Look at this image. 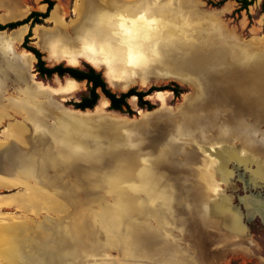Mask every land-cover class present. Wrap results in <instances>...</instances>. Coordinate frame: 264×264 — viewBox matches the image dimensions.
I'll return each instance as SVG.
<instances>
[{"label": "rangeland", "instance_id": "1", "mask_svg": "<svg viewBox=\"0 0 264 264\" xmlns=\"http://www.w3.org/2000/svg\"><path fill=\"white\" fill-rule=\"evenodd\" d=\"M41 1L26 0L30 5ZM60 1L69 6L73 0ZM126 1L121 8L119 0L106 1L112 3L115 9H126L129 18L124 19L122 24L126 28L141 23H136L130 17L134 9H164L163 12L170 13L177 23L191 26L189 31L186 29L187 35L184 37L172 39L167 35L165 40L154 39L147 43L142 41L121 46V51H131L150 58L149 61L133 60L129 63L132 67L138 64V69L142 71L132 76L130 82L127 81V64L120 69H112L115 63L118 64L115 56L109 57L111 60L108 61V57L99 53V62L91 61L88 57V53L96 52L97 40H102V35L96 37V32L92 33L91 30L90 33L76 34L75 28L82 23L87 13V9H81L83 4L80 5V2L75 3L73 12L70 9H54L43 23L35 24L31 29L30 24H27L28 31L32 33L28 45L37 47L49 66L58 63L82 69L86 64L94 66L102 73L110 89L117 93L131 87L141 91L152 85L171 83L184 89L178 95L171 90L154 91L146 97L155 105L151 110L140 108L137 98L130 97L128 102L135 110L133 115L110 109L109 101L103 94H100L93 108H75L72 103L86 93L87 83L56 74L51 78L40 77L34 68L35 56L22 47L28 33L26 26L22 40L13 43L11 40L15 31L9 34V29L0 32V58L6 60L26 53L35 58L27 69L26 79L28 83L40 84L45 88L40 91L52 99L53 106H49L46 98H42L44 96L36 99L45 106V128H56L62 114L87 117L94 126L107 120L124 126L117 129L105 145L103 142L100 147L90 148L88 152L82 148L81 139L76 140L75 146L80 150H77L74 158L84 163L87 169L96 167L99 171L96 176H101L100 182L90 181L91 175L84 182L79 172L71 171L65 163L70 161V152H60L59 143L58 148L53 143H47L44 145L46 151L60 152V159L56 158L54 162L49 158L42 164L43 161L39 159L42 153L37 148L33 149L30 161H33L34 177L26 183V187L27 184L32 185L30 188H25V184L20 182L25 180V177L22 178L25 175L17 177L18 170L13 171L16 176L11 179L14 181L0 183V217L10 218L21 228L28 226L31 234L25 238L22 236L26 246L17 251L18 264H136L122 251L116 240L122 225L127 226L126 233L133 238L134 246L139 243L143 253L155 254L151 260L142 259V264H156L173 245L188 250V255L194 257L197 264H264V173L261 171V175L256 177L259 163L248 152L255 146L264 149L263 145L256 142L264 133V124L256 125L257 131L253 136L245 130L228 142L200 141L204 133H208V130L209 134L215 132L221 123L231 122L232 117H235L234 122L238 121L242 126L248 123L247 108L250 97L257 89L254 79H259L260 86V76L264 77V49L261 50L264 0H254L242 9L238 8L240 3L236 0H224L219 6L214 4L222 0H137V4ZM55 13L58 18L54 17ZM112 14L113 18H122V14ZM100 15L97 13L95 17ZM120 29L124 36L125 28ZM99 32L102 33L101 30ZM111 40L122 41L119 38ZM251 73L256 78L252 79ZM180 79L184 80L180 82ZM121 82L124 88L116 84ZM69 84L74 86L70 91L67 90V87L71 88ZM17 91L18 86L13 79L5 81V90L0 98V110L4 112L0 116V143L12 123H23L32 135L33 126L24 112L17 110L11 102L8 103V100L16 101L21 96ZM100 102L104 104L98 107ZM101 127L111 130L105 124ZM106 133L109 134V131ZM45 137L48 138L47 135ZM220 146L222 151L217 154ZM7 147L6 143L0 144V155L4 154ZM19 148L22 149L16 142L11 151ZM200 151H213L214 157L221 160V169L217 167L218 174L213 170L207 177L205 173L197 172L198 160L194 158L193 168H189L192 176L187 180L188 190L184 188L180 191L179 188L183 187L179 185L182 181L180 177L185 174L179 167L190 164L189 156ZM84 152L86 156H83ZM179 155L185 157L180 159ZM215 158L208 159L210 164L216 163ZM253 159L257 167L252 166V163L247 167ZM259 166L263 169V165ZM6 173L10 174L4 168L0 169V176L8 179ZM174 182L178 184L177 192H181L180 195L184 197L154 200L161 204V218L155 222L149 216V206L142 204L151 202L152 194L168 191V186ZM195 183L202 187L204 185L206 191L201 190L210 198L222 194L216 204L225 209L214 212L213 216L203 215L195 202ZM97 197H103L104 200ZM102 201V204L97 203ZM228 218L231 225L228 220H224ZM105 220L112 221L110 228H106L108 221ZM44 222H48L51 231V236L45 240L40 233ZM184 222L186 225L183 228ZM181 228L184 229L183 233L178 231ZM29 245L31 247L28 249ZM69 247L71 253L67 254L64 249ZM1 260L0 264H6Z\"/></svg>", "mask_w": 264, "mask_h": 264}, {"label": "bare ground", "instance_id": "2", "mask_svg": "<svg viewBox=\"0 0 264 264\" xmlns=\"http://www.w3.org/2000/svg\"><path fill=\"white\" fill-rule=\"evenodd\" d=\"M106 1L105 2L104 1L101 2V0H96L92 2L89 1L87 4L88 9L85 15V19L82 21V23L79 26H77V28H75V32L77 35H79L81 33L82 34L90 33V30H91L92 33L96 32V37L98 36V34L102 35V40L100 39L97 40L96 45L98 47L96 49V52L88 53V57L90 58L91 61L99 62L100 61L99 53L103 54L104 57L105 56L108 57L107 59L108 61L111 60V58L109 57L115 56V58H117L118 61L120 60V64L117 65L116 63L115 65L112 66V69L113 68L120 69L122 68V65L124 66L125 64H127L125 65L126 69L132 68V72L129 70H127L126 72V74H128L129 76L127 79L128 82H130V80L132 79V76L137 75L138 73L142 72L138 69L139 68L138 64H136L137 67H134V66L132 67V64H129V63L132 62L133 60L149 61L150 58L148 56L145 57L142 55H138V53L131 52V51H121L120 49L121 46L123 45L127 46L129 44H139L142 41L143 43L144 42L147 43L154 39L165 40V38H167L166 37L167 35L170 36V38L172 39H175L177 37L178 38L184 37L185 35H187L185 33L186 29L187 31L191 29V26L187 24L180 23V22L177 23L175 20L172 19L170 13L163 12L164 9H157L155 11L154 10L152 11L151 9H134L132 11L133 15L130 17L133 18V20H135L136 23L137 21H141V23L136 27H138V29L141 27V29L144 31L140 35L136 31L135 28H132L130 30L131 38H128L126 41H124L125 36L121 38L122 36L121 33H123V31L120 29V27L126 28V26H123L122 24H123L124 19L129 18L128 12H126V9H115V11L112 12L111 9H109L113 7L112 3H107ZM102 4L103 5L105 4V5L103 6ZM97 13H101V15L98 18L95 17ZM112 13L122 14L121 15L122 18H113ZM124 14H127L126 15L127 17H125ZM93 16H94V19L91 20ZM54 17L58 18V14L56 15L55 13ZM151 23H155L156 25L152 26ZM100 30L102 32L101 34L100 32L98 33V31ZM14 31L15 32L13 33L12 40H11L12 43L14 41L22 40L24 36L25 26L24 25L20 26L18 29ZM127 34L129 36L128 32ZM114 37L119 38V40H122L124 42L111 40ZM5 45L6 44H3V46ZM160 50L164 51L163 48H160ZM148 51L149 50H146V52ZM116 55L118 56L116 57ZM34 59H35L34 56L29 53H26V55H20V56L15 55V56H12V58H8L6 60H4L3 58H0V98H1V94L4 93L3 91L5 90V81L8 79H13L18 86L17 92L21 96H19V98L16 101L8 100V103L11 102V104L15 105L17 110L24 112L25 117L28 118L29 123L31 124V126H33L32 135L28 133V129L26 128V125H24L23 123L16 122V123L10 124L7 127L5 136L2 139L3 142L0 143V144L6 143V145H8V147L6 148L7 151L5 149L4 154L0 155V169L4 168L5 171L10 172V174L6 173V175L8 176L7 177L8 179H5L3 176H0V183L2 182L10 183L14 181L13 179H11L12 177L16 176L14 175L13 171L18 170L19 173L17 174V177L20 178L21 175H25V176H22V178L25 177V180H22L24 182L22 181L20 182L22 184H25L24 185L25 188L27 187L30 188L32 185L30 186V184H27V187H26V183L29 181L28 179L32 180V178L34 177L33 175L35 171L32 167L34 165H33V161L32 162L30 161V157H32L31 152L35 148H37V150L40 153H42L41 156L39 155L40 161L41 160L43 161L41 162L42 164H45L44 162H46V160H48L49 158L53 160L54 162H56V158H58L61 155L60 152L62 150L70 152V155H69L70 161L68 163L65 162L66 165H68V168H70L71 171L79 172V175H80L79 177L82 180H84V182L89 180V175H91L90 181L100 182L101 176L100 177L96 176V174H99V171L96 169V167L91 166V168L87 169L86 168L87 166L84 167L85 165L84 163L82 164L74 158V155H77L78 153L77 150H80V149H77L75 146L76 140L77 138L81 139L82 141L81 144L83 145L82 148L86 149V152H88L90 148L94 149V148L100 147V145H102L103 142H104L103 145H105L107 141L111 140L110 138L114 135L113 133L117 129L120 130L124 126H121L118 123H115L113 121L107 120L106 123H102L101 125L105 124V126L111 128V130H104V128H102L100 124L94 126L91 122L92 120H89L87 117L82 118L80 116H74V115L71 116V115L62 114L58 119L56 128H53V130H48L47 128H45L43 125V122H44L43 118L45 117V112H44L45 106H43L41 102H37L36 100L38 97H42L46 95L40 91L41 89L43 90L45 88H43L40 84L34 85V82L32 84L28 83V80L26 79L27 69L31 67L32 61ZM201 75L202 74H200V76ZM246 75L250 76V74L249 75L246 74ZM251 77L252 79L256 78L255 75H253L252 73H251ZM260 77H261L260 86L258 84L259 79H254L256 81L257 89L255 88L256 93H253L252 97H250L251 99L249 101V108H247L248 110L247 119L248 120H246L248 123L246 124V126L244 123H243L244 126H242L240 125L238 121L234 122L233 120H235V117H232L231 119L232 121L229 123H226L229 125H226L225 123H221L222 126L220 125V127H218L219 129L217 128L215 132L209 134L210 130H208V133L207 132L204 133L203 134L204 138L200 139L201 142H208V141L210 142L211 140H214L213 143L215 142L219 143V142H222L223 140L228 142V140L232 139L234 135L239 134L245 130H246L245 131L246 133H248L250 136L251 135L253 136V133L257 131L256 125L264 124V77L263 76H260ZM183 80L180 79V82ZM121 83L123 85V82ZM69 86L71 88L67 87L68 91H70L74 87L72 84H69ZM46 96L42 98H46L45 101L50 104L49 106H53L52 99L49 96L48 97ZM254 96H256L258 99L254 98ZM101 104L103 105L104 103L100 102L98 107L101 106ZM2 112L3 110H0V116ZM6 117L7 118L9 117L7 113H6ZM243 118L246 119V116L244 115ZM93 122L95 121L93 120ZM106 131H109V134H107ZM36 133H40V135ZM46 135L48 136V138L45 137ZM16 142L19 143L22 149L19 148V150L17 149L16 151H11L12 146L14 147V144ZM111 142H114V141H111ZM256 142L264 146V133L261 135V137ZM47 143H53V145H56L54 146L55 148H58L60 146V149H61L59 152L60 155L56 154L57 151L55 153H52V152L48 153V151H46L45 146H44ZM58 143H59V146H58ZM217 143L216 145H218ZM216 145H213L212 147H217ZM217 151H216L217 154L221 153L222 151L221 146L219 149H217ZM86 152L83 153V156H86L87 154ZM212 153L213 151L207 152V153H203V151L202 152L200 151L199 154L194 153V155L189 156L190 164L188 165L185 164L186 166L179 167L182 170V172L185 174V176L180 177L182 178V181H181V184L179 185L183 186L179 188L181 189L180 191H182V189L184 188L188 190L187 180L189 177L192 176L190 175L192 172L191 170H189V168H193L192 162L194 158L198 160L196 164L197 172L205 173L207 177L209 173H213V170L217 173V167L220 166V169H221V162H220L221 160L216 159ZM227 156L228 154L226 155V157ZM231 156H232V153H231ZM179 157L180 159H182L185 156L179 155ZM211 157L216 159L215 164H210V162L208 161V159H210ZM222 157L224 156L222 155ZM59 162H63V161L59 160ZM259 165L256 169H262V167ZM256 173H257L255 174L256 177L257 175L258 176L261 175V172L258 170H256ZM187 174L188 176H186ZM108 179H110V177H108ZM197 179H198V176H197ZM176 183L174 182L172 183L171 186H168V191L166 192L152 194L151 195V197H153L151 199L152 201L149 202L148 204L147 203L142 204V205H145L146 207L147 205L149 206L147 208L150 213L149 216L155 222H157L159 218H161L159 214V208L161 207V204L157 202H153L154 200L163 201V199L168 200V199H171V197L172 198L174 197V199L184 197V195L182 196L180 195L181 192H177L178 184ZM195 184L197 186V189H195V192H194L195 202L197 203L200 210L203 212V215L213 216L214 212L225 209V207L220 208L216 204L219 198L222 196V194L219 193V194H216L215 197L210 198L209 196L206 195V193L204 194L203 191L201 190V189H204L206 191V188L204 187V185L202 187L199 183L198 184L195 183ZM83 185L85 184L83 183ZM37 186L39 188H43L41 185H37ZM85 186L88 187V185H85ZM35 192H38V191H35ZM38 194H41V193L39 192ZM166 197H170V198H166ZM97 198L99 200H104L103 197H97ZM103 202L104 201L97 202V203L102 204ZM166 204H170V203H166ZM185 204L187 203L185 202ZM229 218L224 219V220L226 221L228 220V223L230 224ZM107 221H108V224L106 225V228H108L109 226L111 227V224H113L112 221L105 220V222ZM185 225L186 223L184 222L182 227L184 228ZM126 227L127 226H123V225L120 226V228L118 229L119 231L116 234L118 235L116 240H118L122 251L124 253H127V256H129L130 259H133V262H135L136 264H142L140 263L142 259H148V260L153 259L155 254L147 255V253H143L141 251V247L139 246V243L138 244L136 243V246H134L133 241H132L133 238H131V236L126 233ZM27 228L28 226L21 228L20 225H15L14 221H11L10 218L6 219L3 217H0V258L2 259L1 260L2 262L6 264H18L17 251L19 250L20 247L26 246L24 245L25 243L23 241L25 240L24 238L29 235V232H28L29 229ZM41 230L42 231H40L39 229L44 240L48 239L51 236V231L49 230L48 222L43 223V225L41 226ZM178 231L183 233L184 229L181 228V230H178ZM29 236H31V234ZM31 240L33 241V238H31ZM128 245L129 246L131 245L132 247L129 248ZM30 247L31 246L29 245L27 248L29 249ZM64 251L66 253L68 252L67 254L71 253L70 247L68 249L67 248L64 249ZM188 253H189L188 250L183 249L180 246L173 245L172 248L169 247V249L166 251L165 257L157 261L156 264H197L195 262L194 257L189 256Z\"/></svg>", "mask_w": 264, "mask_h": 264}, {"label": "trees", "instance_id": "3", "mask_svg": "<svg viewBox=\"0 0 264 264\" xmlns=\"http://www.w3.org/2000/svg\"><path fill=\"white\" fill-rule=\"evenodd\" d=\"M240 3V9L246 8L250 5L254 0H236ZM41 2L47 4V8L44 12L33 10L26 17L11 21L5 24L0 23V30H11L17 28L18 26H22L23 24H30V29L35 24H41L43 21L49 16L50 11L54 7V0H42ZM224 2V0L219 1L214 4V6H219ZM31 30L25 35L22 47L26 48L30 51L36 58V62L34 64L35 71L40 77L51 78L54 74L63 77L69 76L77 81H85L87 83V91L85 94L81 95L77 101H74L72 104L75 108L85 110L93 108L99 99L100 94H103L109 101V108L120 113H124L127 115H133L135 110L130 106L128 99L131 97L137 98V103L140 108H144L147 110H151L155 107L154 103H152L146 97L158 90H171L175 95L183 92V88H181L176 83H171L163 86L152 85L146 90L139 91L135 87L129 88L124 92H114L108 86L105 78L103 77L100 71H97L90 65H85V68H79L74 66H68L63 63H58L53 66L47 65V63L43 59V53L35 46L28 45L31 42ZM175 84V85H174ZM174 86V87H173ZM130 98V99H131Z\"/></svg>", "mask_w": 264, "mask_h": 264}, {"label": "crops", "instance_id": "4", "mask_svg": "<svg viewBox=\"0 0 264 264\" xmlns=\"http://www.w3.org/2000/svg\"><path fill=\"white\" fill-rule=\"evenodd\" d=\"M92 1H96V0H90V2ZM109 2H111L112 0H108ZM76 2H80V5H81V9H88L87 7V0H73L71 2V4L69 6H65L64 4H62V2L60 0H55V4H54V7L52 8V10L50 11V14L49 16L46 18L48 19L52 13V11L54 9H70V11L73 12V9L74 7L76 6ZM120 2V6L119 8L122 7L123 3L125 4L127 1L126 0H119ZM129 3H138L137 0H130L128 1ZM23 4V5H22ZM11 5V6H10ZM13 6V7H12ZM16 7V8H15ZM16 10H15V9ZM27 8V9H26ZM47 8V4L46 3H43V2H39L38 4L36 5H30V4H27L26 0H0V23L2 24H5V23H8V22H11V21H15V20H19V19H22L24 17H26L31 11L33 10H36V11H40V12H44ZM116 8V7H115ZM114 7H111L109 9H115ZM84 9V10H85ZM152 11L154 10H157V9H151ZM133 11V10H132ZM24 13V14H23ZM18 15V16H17ZM16 16V17H15ZM23 26V25H22ZM24 26H26V32L28 31L29 27L27 24H25ZM20 27V26H19ZM19 27L17 28H14L12 30H9L8 31V34L11 33L12 31L18 29ZM132 28H135L136 31L141 35L143 33L144 30L141 29V27L138 29L136 27H132ZM132 28H125L124 31V36H125V39H128V38H131V33H130V30ZM34 29V28H33ZM5 32V31H4ZM34 32V30L32 31ZM127 32L129 33V36L127 34ZM26 34V33H25ZM24 34V35H25ZM262 49H264V32L262 34ZM115 38V37H114ZM121 38H123V36H121ZM145 43V42H144ZM254 44V42H249V44ZM261 44V43H260ZM116 61L118 62L117 65L120 64V60L118 61V59H116ZM115 61V62H116ZM116 64V63H115ZM114 64V65H115ZM94 67V66H93ZM118 67V66H116ZM126 70H129L132 72V68L131 69H126ZM79 85V83H77ZM118 85H120V87L124 88V86L120 83H117ZM127 85V84H126ZM127 87V86H126ZM248 152L252 153L253 154V157H256V160H257V163H259L260 165H263V169L259 170L257 169L258 171H262L264 173V149H260L258 147H252L250 148V150H248ZM259 152V153H257ZM251 158V157H250ZM254 160V159H253ZM253 164L252 166H256V161L254 160L253 162H250L248 163L247 167H250L251 165L250 164ZM258 164V165H259Z\"/></svg>", "mask_w": 264, "mask_h": 264}, {"label": "flooded vegetation", "instance_id": "5", "mask_svg": "<svg viewBox=\"0 0 264 264\" xmlns=\"http://www.w3.org/2000/svg\"><path fill=\"white\" fill-rule=\"evenodd\" d=\"M68 78V77H67ZM68 79H72V80H74V81H76L75 79H73V78H68ZM76 82H78V81H76ZM108 100V99H107Z\"/></svg>", "mask_w": 264, "mask_h": 264}, {"label": "water", "instance_id": "6", "mask_svg": "<svg viewBox=\"0 0 264 264\" xmlns=\"http://www.w3.org/2000/svg\"><path fill=\"white\" fill-rule=\"evenodd\" d=\"M5 30H0V32H4Z\"/></svg>", "mask_w": 264, "mask_h": 264}]
</instances>
